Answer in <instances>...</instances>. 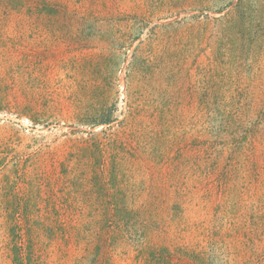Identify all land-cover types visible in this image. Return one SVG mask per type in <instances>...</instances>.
<instances>
[{"label": "rangeland", "instance_id": "374dc122", "mask_svg": "<svg viewBox=\"0 0 264 264\" xmlns=\"http://www.w3.org/2000/svg\"><path fill=\"white\" fill-rule=\"evenodd\" d=\"M0 264H264V0H0Z\"/></svg>", "mask_w": 264, "mask_h": 264}]
</instances>
